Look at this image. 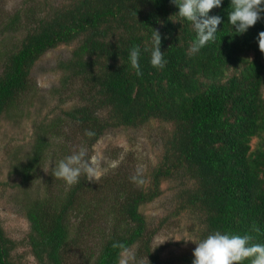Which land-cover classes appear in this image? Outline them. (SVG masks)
I'll return each instance as SVG.
<instances>
[{
  "label": "trees",
  "instance_id": "1",
  "mask_svg": "<svg viewBox=\"0 0 264 264\" xmlns=\"http://www.w3.org/2000/svg\"><path fill=\"white\" fill-rule=\"evenodd\" d=\"M29 2L1 25L23 32L18 44L0 47V116L36 93L31 71L60 45L74 48L54 90L76 103L38 123L32 151L14 166L21 184L39 178L48 135L57 137L60 125L88 147L151 120L171 129L147 186L125 160L97 180L80 168L55 194L52 180L42 183L44 192L25 204V239L9 238L0 219V264H18L19 244L38 264H65L96 215L110 229L86 264H120L132 248L139 264H264V0H46L43 9ZM54 171L64 175L63 163ZM172 176L184 180L177 205L196 215L200 247L163 258L141 207Z\"/></svg>",
  "mask_w": 264,
  "mask_h": 264
},
{
  "label": "rangeland",
  "instance_id": "2",
  "mask_svg": "<svg viewBox=\"0 0 264 264\" xmlns=\"http://www.w3.org/2000/svg\"><path fill=\"white\" fill-rule=\"evenodd\" d=\"M28 1L42 9L46 5V0H0L1 48L18 44L21 39L22 30L3 29V32L1 25L8 23V16L16 10L20 11ZM63 1L65 0H47V3L57 5ZM40 11L37 10L38 15L41 14ZM73 48L74 45H60L42 56L30 75L36 93L22 97L17 107L10 108L0 116V219L5 234L16 242L25 239L30 231L25 216V204L32 199L37 189L40 193L44 192L42 183L48 185L46 181L52 180L53 184L49 186L55 194L57 190L60 192L69 185L80 168L85 169L89 179L97 180L102 176L112 175L114 171H120L118 166L125 160L127 165L123 168L136 171L140 179L144 180V186H147L151 171L159 167L161 162L160 156L165 142L163 137L171 129L167 124L151 120L134 129L119 128L108 131L88 147L75 136L71 126L60 125L56 131L61 133L57 137L48 135L50 145L45 153V163L39 168V178L27 185L21 184L19 174L14 172V166L20 158L32 151L38 123L44 118L47 119L44 124L50 123L55 115H60L63 110L68 111L76 103L75 98H70L65 93L67 91L56 93L54 90L60 89L62 70L58 69L59 64L69 58ZM60 100L64 102L59 104ZM257 142L256 138L252 140V148ZM61 162L65 174L59 172L61 175L55 177L52 172H55ZM183 181L182 177L161 178V193L154 201L141 207V212L147 217L149 229H155L151 246L159 250L163 258L196 254L199 251V237L194 230L195 225H198L196 215L188 210H180L177 205L176 197L185 186ZM105 217L96 215L92 224L86 226L89 230L82 238V250L75 254L70 252L71 255L64 259L65 264H86L84 261L90 260L87 256L91 252L94 254L93 251L109 232L110 225ZM71 220L76 223L77 219ZM77 228L74 224V229ZM135 253L136 248L123 253L120 264H139L138 255ZM14 254L18 264H38L28 246L19 244Z\"/></svg>",
  "mask_w": 264,
  "mask_h": 264
}]
</instances>
